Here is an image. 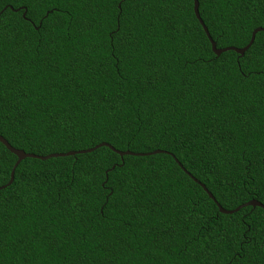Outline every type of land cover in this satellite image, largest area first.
Segmentation results:
<instances>
[{
    "label": "trees",
    "instance_id": "obj_1",
    "mask_svg": "<svg viewBox=\"0 0 264 264\" xmlns=\"http://www.w3.org/2000/svg\"><path fill=\"white\" fill-rule=\"evenodd\" d=\"M118 3L0 0V136L132 153L22 160L0 189V264H264V209L215 203L264 205V31L216 56L193 0ZM198 12L217 49L264 29V0ZM16 160L0 143V187Z\"/></svg>",
    "mask_w": 264,
    "mask_h": 264
},
{
    "label": "water",
    "instance_id": "obj_2",
    "mask_svg": "<svg viewBox=\"0 0 264 264\" xmlns=\"http://www.w3.org/2000/svg\"><path fill=\"white\" fill-rule=\"evenodd\" d=\"M193 11H194V15L196 17V19L198 20L199 24L201 25V27L203 28V31L205 32L210 44H211V49H212V52L216 55V56H219L220 54L226 52V51H234L235 53L239 54V55H243L245 53L246 50L249 49V47L252 45V43L254 42V39H255V35L256 33L258 32H261V31H264V30H261L263 28H257L255 29L252 34H251V38H250V41L249 43L241 48V49H238V48H234V47H227V48H223V49H217L216 48V44L215 42L212 40L211 36L209 35L208 33V30L206 28V26L204 25V23L202 22L200 16H199V12H198V6L196 4V0H193ZM25 15V12L23 14V16ZM0 143L5 146V148L10 152L12 153L13 155L16 156L17 160L15 162V164L13 165L12 169H11V172H10V179L8 181V183L2 187H0V189H3V188H6L7 186H9L12 182H13V179H14V173H15V169L16 167L18 166V164L26 159V158H33V159H39V160H47V159H50V158H57V157H66V156H74L76 154H85V153H90L92 151H94L95 149H97L98 147H101V146H106L108 148H110L111 150H113L114 152H116L117 154H119L120 156H124V155H131L132 153L130 152H121V151H118V150H115L112 146L108 145L107 143H100L99 145L95 146L94 148H90V149H87V150H79V151H69L67 153H53V154H49L47 156H37V155H34V154H30V153H25L24 151L22 150H19V149H16L14 147H12L7 141L6 139H4L3 137L0 138ZM159 151H156L154 153H158ZM189 175V174H188ZM191 178H193L191 175H189ZM194 179V178H193ZM195 182H197V180L194 179ZM202 188L205 190V192L208 194V196L214 200L213 196L207 191V189L205 188L204 185H201ZM218 209H219V212L220 213H223V214H231L233 212H237L240 208L242 207H245V206H252V207H261L264 209V205L261 204L260 202H258L257 200H250L248 202H246L245 204L237 207L236 209L234 210H225L223 209L217 202H215Z\"/></svg>",
    "mask_w": 264,
    "mask_h": 264
},
{
    "label": "snow or ice",
    "instance_id": "obj_3",
    "mask_svg": "<svg viewBox=\"0 0 264 264\" xmlns=\"http://www.w3.org/2000/svg\"><path fill=\"white\" fill-rule=\"evenodd\" d=\"M128 3V0H119V3L117 5V7L120 9L121 13L123 12V9H124V5ZM196 4L197 6H199V0H196ZM261 30H264V29H261ZM119 35V32L118 31H114V34L112 35V46L113 48H116L117 47V40H116V37ZM0 138H2V136H0ZM254 243L253 240L249 239V240H246V241H243V244L244 245H249V244H252ZM238 254V253H237ZM230 264H236V260L235 258H233L231 261H230Z\"/></svg>",
    "mask_w": 264,
    "mask_h": 264
}]
</instances>
